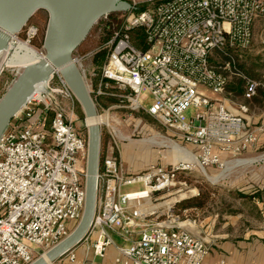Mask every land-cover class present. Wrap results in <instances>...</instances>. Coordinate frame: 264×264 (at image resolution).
<instances>
[{
    "label": "built area",
    "instance_id": "2783aa9c",
    "mask_svg": "<svg viewBox=\"0 0 264 264\" xmlns=\"http://www.w3.org/2000/svg\"><path fill=\"white\" fill-rule=\"evenodd\" d=\"M127 1L132 7L104 43L101 66L87 71L88 89L94 98L113 96L114 105L147 113L194 151L192 159L138 173L100 152L96 208L84 236H95L92 248L99 256L113 243L112 233L127 239L133 217L158 215L157 208L140 207L174 186L180 173L222 171L228 158L239 160L256 146L258 132L264 137V121L252 124L248 105L230 101L225 90L235 76L242 80L243 97L257 94L259 83L237 68L233 51L250 46L264 0H144L140 11H134L136 0ZM36 33L27 27V41ZM58 78L60 86L49 81L43 99L34 97L0 138V264L30 263L67 236L82 214L87 136L74 128L73 111L55 99L56 94L75 99ZM98 116L100 125L110 126ZM109 134L117 144V133ZM259 157L264 162V151ZM136 183L144 188H124ZM164 214L167 221L144 224L118 248L117 264H202L204 239L179 225L170 204ZM63 256L67 264H79L73 249Z\"/></svg>",
    "mask_w": 264,
    "mask_h": 264
},
{
    "label": "rangeland",
    "instance_id": "374dc122",
    "mask_svg": "<svg viewBox=\"0 0 264 264\" xmlns=\"http://www.w3.org/2000/svg\"><path fill=\"white\" fill-rule=\"evenodd\" d=\"M137 4L143 3L144 0H136ZM125 13L116 15V19H122L125 17ZM113 18L112 16L101 17L91 28L90 32L84 39V41L79 45V47L74 51L73 57L77 61V64L81 69H84V80L89 84L87 71L95 67L94 65V55L84 54L90 50L99 51L104 48L103 37L105 36V31L103 30ZM47 22V13L44 10L36 11L32 17L27 22L26 26L17 34L13 35L11 40L13 42H26L30 47H32L36 54L42 56L44 51L42 49V41L44 36V31ZM34 26L37 29V33L30 40L27 41L26 28L29 26ZM138 35V33H134ZM233 52L235 56V62L237 68L245 75L250 76L259 83L257 94L250 100H246L242 97L243 86L240 85L239 90L235 88L228 89L231 94L227 97L230 101L234 103H246L248 107L252 110V115L258 118L264 113V17L258 18L253 22L252 25V40L250 46L245 50H235ZM239 51V52H237ZM11 55V52L7 54ZM5 57V53L0 55V96L3 94L5 89L8 87L12 79L17 74L20 68L16 66H8L2 62ZM99 58H101L99 56ZM98 58V60H99ZM83 73V72H82ZM238 78L232 76L228 79L235 86V81ZM50 84L53 86H60L58 75L55 73L50 79ZM207 95L213 96V94L204 88H201ZM37 95L36 97H40ZM55 99L62 104V107L66 110L73 111V125L74 128L87 136V129L85 127L84 116L80 115V106L76 104V100L63 98L61 94H56ZM109 106L104 108H99L98 115L102 114L103 121L107 118L109 124L113 116L111 112L115 110H108V113L104 112ZM120 116L117 117L119 120L128 121L129 126L137 124V130L134 131L136 137H148L151 136L149 133L158 132L159 140H163L164 146L160 148L161 150L158 155L163 156L162 160L169 159L167 163L177 161L174 156V151L172 147L175 145L185 146L188 145L182 140L172 135V132L165 130L156 120L150 117L147 113L141 110H131L126 107L120 108ZM195 110L189 109L185 112V115L189 117ZM250 113V116H251ZM262 117L258 119V125L261 124ZM144 124H146L147 129H144ZM103 131L105 132L106 125H101ZM108 128V127H107ZM150 129V130H149ZM109 130L112 132L111 128ZM175 143V144H173ZM172 146V147H171ZM264 149H256L251 152L247 157H256L257 160L254 161L249 167L238 169H232L227 171L222 170H212L211 167L204 170L196 168L189 172H182L178 175L175 185L169 188L165 192H160L152 198L151 203H156L158 201L164 203L157 208L158 216H162V221H167V217L164 214L167 210V205L172 206L173 212L180 216V220L191 218L197 215L199 219H202L205 214V210L210 211L214 216L217 212L219 213L221 209H229L227 211L238 210V188H264V163L260 159V155L263 153ZM157 159V158H156ZM160 160V159H159ZM196 198L192 201L189 208L184 205L185 209L178 208L179 202L186 200L188 198ZM151 198V199H152ZM169 201V202H168ZM166 202V203H165ZM142 204V202H141ZM146 204V203H145ZM144 203L142 204V206ZM137 206H134V209ZM182 207V208H184ZM195 217V216H194ZM203 235V234H200ZM199 236V235H198ZM202 237V236H200ZM38 249V248H36ZM61 258H65L62 256ZM61 258L53 262L52 264H67L61 263ZM66 262V261H65Z\"/></svg>",
    "mask_w": 264,
    "mask_h": 264
},
{
    "label": "water",
    "instance_id": "95a60500",
    "mask_svg": "<svg viewBox=\"0 0 264 264\" xmlns=\"http://www.w3.org/2000/svg\"><path fill=\"white\" fill-rule=\"evenodd\" d=\"M132 7L127 0H0V51L8 48L13 35L19 33L38 10L47 13L43 55L20 68L0 96V138L13 117L36 95L44 92L56 73L79 104L85 119L98 111L84 75L73 57L93 25L103 16L125 12ZM87 155L84 177V205L81 217L70 233L28 264H52L79 244L91 225L97 200V174L101 152V125L85 124Z\"/></svg>",
    "mask_w": 264,
    "mask_h": 264
},
{
    "label": "crops",
    "instance_id": "0c3cea01",
    "mask_svg": "<svg viewBox=\"0 0 264 264\" xmlns=\"http://www.w3.org/2000/svg\"><path fill=\"white\" fill-rule=\"evenodd\" d=\"M95 82V79H93ZM226 90V89H225ZM228 95L231 94L226 90ZM243 97V94H242ZM246 100L245 97H243ZM242 103V102H241ZM111 112L113 119L110 126L105 127V135L101 142L102 155H110L119 157L122 161L124 169L129 173H138L147 169L150 165H168L169 159L162 160L161 155H158L164 146L163 140H159L158 132L149 133L148 137H136L134 131L137 130V124L129 126L128 121L119 120V114L122 107L111 104ZM249 112L252 110L249 108ZM118 117H117V116ZM261 123L264 121V113L256 118L251 113V122L258 125V119ZM116 132L118 137L116 143L110 137V130ZM146 130V124H144ZM117 130V131H116ZM150 130V129H149ZM258 143L253 149L241 156V159L228 158L227 171L238 169V167L246 168L254 164L253 159L256 157H247L256 149H264V137L258 132ZM172 147V146H171ZM173 150L177 161L189 160L193 155V147L188 144L185 146L175 145ZM157 158V159H156ZM160 159V160H159ZM175 162V161H174ZM263 162V161H262ZM172 163V162H171ZM264 163V162H263ZM225 168V169H226ZM215 170L214 168H211ZM126 190L141 189L144 186L141 183L125 186ZM238 210L227 211L229 209H221L214 216L210 211L205 210V216L199 219L197 215L191 218L180 220L179 225L188 230L191 234L202 236L207 245V254L203 259L202 264H264V188H238ZM164 203L158 201L156 203H144L140 209L144 212L151 211V206L160 207ZM151 205V206H150ZM149 208V209H148ZM130 208L128 210L131 214ZM162 216L149 215L146 217H133L135 224L128 226L127 239L119 234L112 233L111 238L113 243L106 248L103 256L96 255L92 248L95 236L89 235L84 238L79 244L73 248L79 264H117L115 258L120 246L128 243L131 239L137 237V234L144 224L153 225L156 222H163ZM203 234V235H200ZM61 263H66L65 258H61Z\"/></svg>",
    "mask_w": 264,
    "mask_h": 264
},
{
    "label": "trees",
    "instance_id": "16d2710c",
    "mask_svg": "<svg viewBox=\"0 0 264 264\" xmlns=\"http://www.w3.org/2000/svg\"><path fill=\"white\" fill-rule=\"evenodd\" d=\"M143 8H145V3H139V4L136 5L134 11H140ZM121 13H123V12H113V13H109V14L106 15V16H112L113 15V18L110 21H108V24L103 29L105 31V33H106L105 36L103 37V41L106 42L111 37V35L113 33V30L116 29V27L118 26V24L120 23V20H121V19H116V15H119ZM262 17H264V14L261 15V16H258L257 18H255V20L258 19V18H262ZM136 32H138V31H136ZM137 37L138 36H135V39ZM246 49H243L242 51H245ZM239 51H237V52H239ZM233 52H236V51L234 50ZM105 54H106V50L104 48L100 49L99 51H97L94 54V62L93 63H94V65H95V67L97 69L101 66V64H102V62L104 60ZM99 56L101 58H99ZM98 58H99V60H98ZM241 84H242V80L240 78H238L235 81V86L231 82H228L227 85H226V90H228L230 88H235V89L239 90ZM92 98H93V101L95 103V106H96L97 110L99 108H104V107L110 106L111 104L118 103V100L115 97L109 96V95H102V96H98L96 98H94L92 96ZM76 104L79 106V104L77 102H76ZM79 113H80V115L83 116V113H82V111L80 109H79ZM104 135H105V132L103 131V129H101V142H102V139H103ZM194 199H196V198H192L191 197V198H188L186 200H183L182 202H179V204H178L179 207L178 208L183 210V209H185L184 205L187 206V208H189L191 203H192V201ZM182 207H184V208H182Z\"/></svg>",
    "mask_w": 264,
    "mask_h": 264
},
{
    "label": "bare ground",
    "instance_id": "6f19581e",
    "mask_svg": "<svg viewBox=\"0 0 264 264\" xmlns=\"http://www.w3.org/2000/svg\"><path fill=\"white\" fill-rule=\"evenodd\" d=\"M9 52H11L10 56L7 55ZM3 53H5V57L3 58L2 62L8 66H16L18 68H22L28 62L34 61L38 59L39 57H41L37 55L35 50L32 47H30L26 42H21V41L13 42L12 40H10L8 48L6 50L0 51V55ZM41 90L42 89H38V91L36 92L35 98H37L36 97L37 95L41 94V96L38 97V99H43V94ZM92 121L101 122V118L99 116L95 118H90V119L87 118L85 119V124H89ZM189 159H192V155L190 156ZM227 168H230V167H227ZM226 169L224 171H226ZM154 208H156V206L150 207V209H154Z\"/></svg>",
    "mask_w": 264,
    "mask_h": 264
}]
</instances>
